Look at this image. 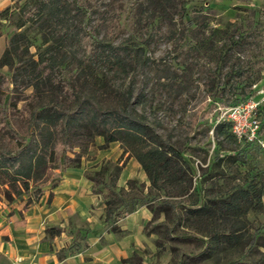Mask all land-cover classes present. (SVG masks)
Instances as JSON below:
<instances>
[{
  "label": "rangeland",
  "instance_id": "rangeland-1",
  "mask_svg": "<svg viewBox=\"0 0 264 264\" xmlns=\"http://www.w3.org/2000/svg\"><path fill=\"white\" fill-rule=\"evenodd\" d=\"M66 1L87 32L122 45L134 55L136 48L144 49L147 65L133 71L137 92L144 90L148 100L141 111L163 139H169L190 159L195 170L191 201L197 197L199 204L208 202L230 193L243 181L260 177L264 172V0H172L163 11L164 17L162 8L150 0ZM24 2L6 0L1 8L11 7L1 25L5 45ZM169 18H174L173 24ZM189 18L194 25L187 27ZM25 31L34 55L42 43L41 33L31 23ZM6 71L4 67L2 72ZM30 92L27 89L26 93ZM221 123L225 127L217 137L215 126ZM235 126L241 137L233 133ZM252 140L250 148L236 154ZM102 143L101 137L86 146L72 141L73 151L67 155L81 156L80 168L87 178L105 166L108 183L114 179L117 165L121 169L116 190L123 189L121 197L126 200L140 199L148 209L154 192L145 172L134 158L121 155L118 142L111 141L105 149ZM60 174L50 171L34 185L21 181V198L0 179V202L22 209L37 188L50 193L51 182ZM100 196L103 200V194ZM168 200L177 206L172 220L150 213L145 224L150 243L155 245L153 253L147 247L151 264H264V196L261 209L250 211L244 222L249 234L261 229L258 246L250 253L241 245H217L185 224L182 207L190 200ZM150 206L156 207V203ZM208 227L214 231L223 228L220 221Z\"/></svg>",
  "mask_w": 264,
  "mask_h": 264
},
{
  "label": "trees",
  "instance_id": "trees-1",
  "mask_svg": "<svg viewBox=\"0 0 264 264\" xmlns=\"http://www.w3.org/2000/svg\"><path fill=\"white\" fill-rule=\"evenodd\" d=\"M150 2L162 8L164 17L163 11L172 0ZM10 10L7 6L0 11V36L2 21ZM19 10V19L0 57V179L9 184L16 197L23 194L18 185L21 181L34 185L50 171L79 168L81 156L67 155L73 151L72 141L86 146L101 137L102 149L111 141L118 142L121 155L134 158L145 172L154 192L147 202L151 214L172 220L177 206L168 199L185 197L190 203L182 207L184 222L195 231L211 237L217 245H241L247 253L258 246L261 229L249 234L244 222L250 211L262 207L264 172L222 197L201 204L197 197L191 201L195 170L190 159L169 139H163L141 111L148 100L144 90L137 92L133 71L147 65L142 47L136 48L134 55L122 45L87 32L66 0H25ZM30 23L42 40L34 55L25 31ZM169 23L173 24L174 18H169ZM192 25L194 21L189 18L186 26ZM4 67L6 72H2ZM27 89L31 92L26 93ZM215 127L218 137L225 126L221 123ZM252 144L253 140L236 154ZM114 167L116 174L110 183L105 181V166L89 174L88 179L93 194H103L104 222L111 231L120 233L116 222L143 204L140 199L121 197L123 189L117 191L115 186L121 168ZM60 177L51 182L50 189ZM43 194L44 190L37 188L25 205L37 202ZM152 202L156 207L150 206ZM217 221L223 226L222 232L208 227ZM74 249L71 246L68 251ZM63 256L65 252H59V257Z\"/></svg>",
  "mask_w": 264,
  "mask_h": 264
},
{
  "label": "crops",
  "instance_id": "crops-1",
  "mask_svg": "<svg viewBox=\"0 0 264 264\" xmlns=\"http://www.w3.org/2000/svg\"><path fill=\"white\" fill-rule=\"evenodd\" d=\"M5 1L0 0V10ZM60 175L50 193L22 209L0 202V264H151L147 247L153 253L155 245L145 224L152 215L144 205L119 219L116 233L104 222V202L93 194L83 169L69 167ZM71 246L75 249L69 252ZM61 251L65 256L59 257Z\"/></svg>",
  "mask_w": 264,
  "mask_h": 264
},
{
  "label": "built area",
  "instance_id": "built-area-1",
  "mask_svg": "<svg viewBox=\"0 0 264 264\" xmlns=\"http://www.w3.org/2000/svg\"><path fill=\"white\" fill-rule=\"evenodd\" d=\"M233 133H234V134H237L238 137H241V133H240V131H237V127H236V126L233 127ZM13 264H21V262H20V260H15V261L13 262Z\"/></svg>",
  "mask_w": 264,
  "mask_h": 264
}]
</instances>
